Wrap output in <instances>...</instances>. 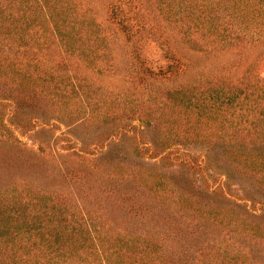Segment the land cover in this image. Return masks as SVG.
Wrapping results in <instances>:
<instances>
[{
	"label": "trees",
	"instance_id": "obj_1",
	"mask_svg": "<svg viewBox=\"0 0 264 264\" xmlns=\"http://www.w3.org/2000/svg\"><path fill=\"white\" fill-rule=\"evenodd\" d=\"M86 1L0 0V89L8 91L10 102L48 106L43 113L54 111L64 119L75 115L72 107L82 98L89 108L77 109L79 119L93 122L105 121L121 108L114 92H99L84 76L50 62L52 46L62 47L84 66L99 57V49L90 47L99 35ZM106 4V19L129 36L143 26L160 28L167 51L176 39L181 54L191 48L213 56L235 52L234 70L214 76L207 89H165L168 102L155 89L157 108L138 109L158 119L157 131L173 129L180 143L190 141L208 154L230 158L254 185L156 186L157 173L132 167L117 179L122 186H95L100 182L92 166L85 172L65 171L75 179L92 176L90 186H51L59 174L47 172V161L27 158L19 150L9 156L0 148V264H264V0ZM256 44L262 49L256 48L244 63ZM64 60L61 56L56 62ZM241 66L245 69L239 73ZM44 115L28 116L30 129ZM114 125L129 133L125 121ZM99 139L90 149L104 144ZM149 148L156 151L157 146ZM160 151V158L174 160L194 175L202 172L200 154H178L168 147ZM107 162L108 168L119 165ZM198 180L190 177L197 185ZM130 182L134 186H125Z\"/></svg>",
	"mask_w": 264,
	"mask_h": 264
},
{
	"label": "rangeland",
	"instance_id": "obj_2",
	"mask_svg": "<svg viewBox=\"0 0 264 264\" xmlns=\"http://www.w3.org/2000/svg\"><path fill=\"white\" fill-rule=\"evenodd\" d=\"M106 2L107 0L85 2L89 4L96 18L93 27L97 28L99 36L92 39L93 44L90 47L93 50L99 49V57L84 66L78 58L64 54L62 47L58 50L52 46L55 51L50 62L61 71L70 69L74 74L76 72L78 76H84L85 81L91 83L99 92H114L113 96L121 101V108L119 107L120 109L105 121L79 119L82 115L77 109L82 111L89 108L87 102L81 98L75 102V107H72L75 109L72 114L75 115L60 119L54 115V111L43 113L44 108L48 106L16 105L10 102L11 95L8 91L0 89V148L9 153V156L19 150L27 158L34 157L47 161L49 169L47 172L55 171L59 174L58 181L51 186H90L91 183L87 179L92 176H76L75 179L69 173L65 175V171L73 172L79 169L85 172L92 166L95 167L93 176L98 175L96 182H100L95 186H114L115 183L121 185L123 181L117 179L121 178L123 169L128 171L132 167L137 170L146 168L157 173L156 178L160 183L156 186H169L174 182L179 186H231L233 189L238 186H253V181L247 177L248 172L237 171L235 166L239 164L216 152L208 154L209 150H204L190 141L180 143L181 137L177 136L180 134L173 133V129L157 131L154 124L158 119H153L142 112L149 104L153 106L152 108L159 105L160 99L155 96V89L164 92L162 95L166 102L170 97L167 96L165 89L182 88L185 91L207 89L210 83L216 81L213 79L214 76L221 77L222 74L234 70L235 52L223 51L213 56L191 48L190 51L181 54V50L175 47L180 45L181 41L176 39L170 41L172 46L167 51L165 43L160 39V28L143 26L134 36H129L124 30L109 22L106 19L109 12ZM173 42L176 44L173 45ZM255 46L249 50L244 63L252 60L257 52L256 48L260 51L263 47L261 44ZM61 56L67 61L64 60L58 65L56 61ZM244 69L245 67L241 66L238 72L241 73ZM139 74H144L146 79H142ZM210 78L211 81L207 80ZM47 103L50 105V100ZM127 105H135L133 108L137 109L126 108ZM32 114L33 116L45 114V119L41 120L42 118L38 117L30 129L32 124L27 123V117ZM120 120L125 121L124 127L129 133L113 129L114 124ZM100 133L102 137H98ZM108 135L110 137L105 140V136ZM96 138H100L99 142L104 139V144L100 146L101 144L97 143L95 149H90L91 146L94 148L91 142L94 144ZM153 143L157 146L156 151L149 148ZM164 147L174 148L178 154L185 152L200 154L199 159H203L202 172L197 171L198 173L194 175L195 172L190 173L189 169L175 164L176 161L160 158L162 156L160 149ZM100 148L106 149L99 153ZM107 161L117 162L119 165H110L108 168ZM115 173L118 176L116 178ZM190 177L199 179L201 185L191 182ZM125 186L134 185L130 182Z\"/></svg>",
	"mask_w": 264,
	"mask_h": 264
}]
</instances>
